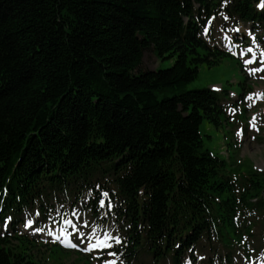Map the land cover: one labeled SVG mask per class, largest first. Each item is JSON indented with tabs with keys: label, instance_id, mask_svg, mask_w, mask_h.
<instances>
[{
	"label": "trees",
	"instance_id": "trees-1",
	"mask_svg": "<svg viewBox=\"0 0 264 264\" xmlns=\"http://www.w3.org/2000/svg\"><path fill=\"white\" fill-rule=\"evenodd\" d=\"M258 3L0 0V264H42L40 247L53 260L55 241L18 227L60 198L113 220L120 242L108 251L126 264H183L205 242L229 262L246 251L264 170L233 176L204 148L200 125L219 127L226 108L188 84L231 55L210 19L261 25ZM148 50L172 65L142 69Z\"/></svg>",
	"mask_w": 264,
	"mask_h": 264
},
{
	"label": "rangeland",
	"instance_id": "rangeland-1",
	"mask_svg": "<svg viewBox=\"0 0 264 264\" xmlns=\"http://www.w3.org/2000/svg\"><path fill=\"white\" fill-rule=\"evenodd\" d=\"M234 27L241 30L238 33H245L248 36L246 39L248 44L242 45L241 48L250 47L261 59H256L255 62L246 66V71L240 61L232 56H226L213 66L201 64L197 78L188 84V88H215L219 91L221 100L228 105V120L223 121L219 127H215L205 120L199 130L202 134L204 148L226 159L229 173H232L233 176H240L250 169L264 170V71L249 72L251 68L258 69L264 66V28L256 27L255 31L249 33V25L225 15L214 18L210 22V30L221 44H223V39H227V34L234 33ZM244 39L243 35L240 38L242 43ZM173 61L174 57L161 58L154 51L148 50L144 52L141 68H167L172 65ZM253 124L256 127H253ZM241 129H243V135H238L237 133ZM60 199L51 201L46 216L45 214L37 215L36 209L28 210L25 213V222H22L18 227L24 233H40L42 239L51 238V240L64 245L62 248L54 247L57 250L52 253L53 260L49 256L48 250L45 247H40L42 264H57V262L63 264H105V261L126 264L116 255L112 256L110 252H107L106 249L115 242L111 238L107 240L106 246L103 248L87 252L83 250L86 243L82 241L90 240L92 243H96L98 240H103L106 235L119 237L120 229L113 225V220L103 222L101 218H94L85 204L77 205L64 198ZM255 216L253 221L256 225L251 231V235L247 236L246 251L243 254L233 255L229 262L222 251L210 248L208 242H205L204 246H198L196 249L195 260H192L187 252L183 257V264H187L188 261H191V264H264V216ZM29 220L34 222L33 225L25 227ZM65 221L69 222L65 223ZM7 226L8 220L4 225L0 223V230L3 231ZM36 228H41L43 231H35ZM62 230L70 233L73 243H78L80 247L72 248L67 243L65 236L62 235ZM78 233L86 235L81 237ZM56 236H59L60 239H56ZM84 255L89 260H86ZM80 257L83 260H80ZM131 264H141V261ZM161 264L172 263L168 258Z\"/></svg>",
	"mask_w": 264,
	"mask_h": 264
},
{
	"label": "snow or ice",
	"instance_id": "snow-or-ice-1",
	"mask_svg": "<svg viewBox=\"0 0 264 264\" xmlns=\"http://www.w3.org/2000/svg\"><path fill=\"white\" fill-rule=\"evenodd\" d=\"M225 2H227V0H225ZM259 7L261 9H264V0H261V3L259 5ZM227 18V17H225ZM205 31L207 32V29H205ZM239 31V30H237ZM249 52L252 51L251 48L248 49ZM253 63L252 60H245L244 61V64L245 65H248V64H251ZM259 71H264V66H262L261 68H251L249 69V72L252 73V72H259ZM247 99V98H246ZM233 111H235V109H233ZM253 127H256L254 124L252 125ZM258 130V129H257ZM238 135H243V129H241L238 133ZM254 139V137H253ZM104 195H108L107 192L104 193ZM105 202L103 200L100 201V204L103 205ZM37 215H39V213H37ZM8 219H11V217H9ZM69 221H65V223H68ZM33 221L32 220H29L26 224H25V227H29V226H32L33 225ZM35 231H43V229L41 228H36ZM62 235L65 236V239L67 240V243L72 247V248H79L80 245L78 243H73L72 239L70 238L71 237V234L62 230ZM79 236L81 237H84L86 234L84 233H78ZM90 235V234H89ZM111 238V239H114L116 243H119L120 242V238L119 237H110V235H106L105 238L103 240H98L96 243H92L90 240L88 241H82L84 243H86V246L84 247V251H91L92 249H96V248H103L106 246V242L107 240ZM56 239H60L59 236H56ZM110 255L112 256H115L116 253L115 252H112L110 253ZM203 259V258H201ZM105 264H115V262H109V261H105ZM187 264H191V261H188Z\"/></svg>",
	"mask_w": 264,
	"mask_h": 264
}]
</instances>
